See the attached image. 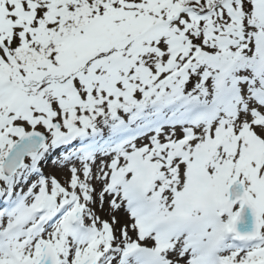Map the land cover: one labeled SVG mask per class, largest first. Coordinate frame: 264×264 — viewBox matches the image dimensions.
Masks as SVG:
<instances>
[{
  "label": "snow or ice",
  "instance_id": "6c2138e0",
  "mask_svg": "<svg viewBox=\"0 0 264 264\" xmlns=\"http://www.w3.org/2000/svg\"><path fill=\"white\" fill-rule=\"evenodd\" d=\"M0 264H264V0H0Z\"/></svg>",
  "mask_w": 264,
  "mask_h": 264
},
{
  "label": "rangeland",
  "instance_id": "374dc122",
  "mask_svg": "<svg viewBox=\"0 0 264 264\" xmlns=\"http://www.w3.org/2000/svg\"><path fill=\"white\" fill-rule=\"evenodd\" d=\"M44 171L45 173H55L57 174L58 178L61 179V182L63 183L64 182V179L67 177L68 173H67V170L64 169V170H60V169H57L52 163L51 161H49L47 163V165L44 166ZM97 213L98 215L101 216L102 219H107L108 218V204L107 202H105V205H104V208L103 210L97 208ZM119 215H122V213H120Z\"/></svg>",
  "mask_w": 264,
  "mask_h": 264
}]
</instances>
